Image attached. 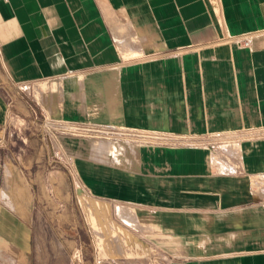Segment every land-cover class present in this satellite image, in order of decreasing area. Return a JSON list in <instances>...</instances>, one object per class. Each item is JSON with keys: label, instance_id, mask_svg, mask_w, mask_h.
Masks as SVG:
<instances>
[{"label": "crops", "instance_id": "crops-1", "mask_svg": "<svg viewBox=\"0 0 264 264\" xmlns=\"http://www.w3.org/2000/svg\"><path fill=\"white\" fill-rule=\"evenodd\" d=\"M44 119L209 138L49 141ZM56 167L76 209L55 224L40 206ZM45 230L92 244L90 264L117 247L264 264V0H0V262L40 264Z\"/></svg>", "mask_w": 264, "mask_h": 264}, {"label": "rangeland", "instance_id": "rangeland-1", "mask_svg": "<svg viewBox=\"0 0 264 264\" xmlns=\"http://www.w3.org/2000/svg\"><path fill=\"white\" fill-rule=\"evenodd\" d=\"M45 120L46 119H44L41 122L40 128H39V129H41V135H42L43 139H45V140L47 139L49 141L54 139V141H56L57 139L62 137L61 135H58V136L55 135L54 137H50V135L47 134L43 130ZM13 123H15V124H10V126L13 129H15V131H18V133H21V129H23V128L24 129H26V128L34 129V127H35V126L32 127L30 124H26L25 121H22L20 119L14 120ZM15 126L18 127V130H16V128H14ZM23 138H24V143L21 142V139H23ZM75 138L83 139L80 137H75ZM26 139H28V140H26ZM29 140H30V137L26 138L25 136L23 137L21 135H18V146H20V144H23V150H24V153H26V154L29 153L28 152ZM94 140L106 141L103 139H94ZM133 140H117L115 142H130V143L148 144L145 142L135 141V140L133 141ZM109 142H111V141H109ZM155 145H161V144H155ZM184 145H187V144H184ZM174 146H180V145H174ZM35 152L36 151H32V154L33 153L35 154ZM42 154H43L42 152H39L40 159L42 158L41 157ZM68 159H70V158H68ZM38 170H39V176L42 177L44 179V181H46L47 168L45 166L40 165ZM48 170H52V168L49 167ZM56 170H58V171H56ZM49 180L51 181V183L54 181V187H49V190L54 192L55 198L51 199V200L50 199L44 200V203L40 206V208H41L40 210H42L43 214H44L42 221H43V219H45L46 221L48 220L50 223L53 222L55 224L57 222L60 223L62 221L63 222L69 221L70 213H73V215H74V210L76 209V205H75V201L72 200V196H71L72 192L69 190L70 185L67 183L68 179L62 173V170L57 169V167H56L55 173L52 174V176L49 178ZM71 189H72V186H71ZM71 208H73V209H71ZM70 209L73 212H69ZM64 213H66V214L63 215ZM35 234L37 236H39L40 242H41V249H40V254H39L40 262H41L40 264H45L47 259H51V261L53 262L52 264H77L76 263L78 261L77 259H80L81 256L84 258V261H87L86 264H90V259L92 258L94 251H96V249L93 248L92 244L88 243V241H86L85 243L82 242L81 244H84V245L82 247H79L77 241H75L76 239L73 242V239H71L69 237L72 233L68 232V231L45 230L44 232H36ZM80 234H81V236L84 235L83 232H81ZM99 235H101V233H99ZM105 238H108V237L105 236ZM121 238H125L124 241L126 243L127 239H126V237H124L123 234L120 235V237L118 239L121 240ZM68 240H72V241L69 242ZM87 240H88V237H87ZM65 244H67L68 246H65ZM98 252H99V250H98ZM105 252L107 254H109L110 256L113 255V258H115V257L118 258V260H115L116 264H143L141 259H139V257H140L139 255L142 253V251H140L139 248H136V249L132 248V247H128V248H126V247L118 248L117 247V248H113V249L112 248H106ZM99 256L102 257L100 255V253H99ZM0 264H3L2 261L0 262ZM11 264H18V262L16 261L15 263H11ZM78 264H81V263H78Z\"/></svg>", "mask_w": 264, "mask_h": 264}, {"label": "built area", "instance_id": "built-area-1", "mask_svg": "<svg viewBox=\"0 0 264 264\" xmlns=\"http://www.w3.org/2000/svg\"><path fill=\"white\" fill-rule=\"evenodd\" d=\"M250 44V39L243 41ZM46 125V126H45ZM50 137L55 135L80 137L86 139H103L106 141L135 140L148 144L161 145H194L206 142L209 137L170 135L155 131H138L126 128H113L91 123H77L63 120L46 119L44 129ZM214 138V137H213ZM133 140V141H134Z\"/></svg>", "mask_w": 264, "mask_h": 264}, {"label": "bare ground", "instance_id": "bare-ground-1", "mask_svg": "<svg viewBox=\"0 0 264 264\" xmlns=\"http://www.w3.org/2000/svg\"><path fill=\"white\" fill-rule=\"evenodd\" d=\"M89 208H90V207H89ZM87 210H88V209H87ZM87 210H86V211H87ZM88 211H89V210H88ZM91 212H92V211H91ZM86 213H87V212H86ZM88 213H89V212H88ZM92 213H93V212H92ZM90 214H91V213H90ZM90 214H89V215H90ZM91 218H92V217H91ZM89 219H90V218H89ZM89 221H91V220H89ZM94 235H95L96 237H99V236H100L99 233H98V232H95V231H94ZM98 239H99V238H98ZM110 250H111V249H110Z\"/></svg>", "mask_w": 264, "mask_h": 264}]
</instances>
